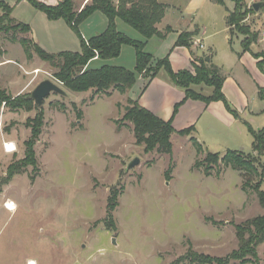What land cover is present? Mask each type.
Wrapping results in <instances>:
<instances>
[{
    "label": "rangeland",
    "instance_id": "rangeland-1",
    "mask_svg": "<svg viewBox=\"0 0 264 264\" xmlns=\"http://www.w3.org/2000/svg\"><path fill=\"white\" fill-rule=\"evenodd\" d=\"M168 1L174 7L166 15L168 23L175 25L171 15L181 10L201 31L198 37L204 49L192 44L187 49L197 56L216 55L214 60L227 72L226 81H231L235 88L237 81L246 82L245 86L250 88L245 92L252 103L249 106L264 109V102L251 85L264 78V71L258 68L253 56L260 53L264 57V7L244 20L251 32L257 33V41L249 46L250 51L243 52L240 36L233 37L229 44L222 33L226 11L234 7L231 0H221L222 5L211 0H194L188 8V0ZM243 1L247 6L250 2H261ZM74 2L78 6L84 0ZM25 4L26 10H21L35 12ZM3 14L0 9V16ZM44 20L48 27L39 20L33 22V27L47 43L48 53L80 51L77 35L63 20L59 23ZM93 22L98 26L99 18ZM84 24L79 30L81 36L96 33ZM123 25L141 37L136 30ZM170 32L165 36L172 40ZM20 34L15 37L18 39ZM11 37L12 32L0 33V92L12 98L17 97L13 96L16 93L25 96L40 82L50 80L66 96L53 93L43 101L42 126L33 147L36 168H23L21 174L3 185L1 180L8 165L24 158V142L30 137L26 121L35 117L36 110L10 111L4 103L0 105V154L1 136L12 139L16 148L14 153H8L7 159L0 160V264H174L189 250L225 257L237 248L233 225L264 214L256 195L242 191L240 174L221 167L218 176L215 171L210 177L204 176L194 168L203 154L196 156L191 140L183 137L170 136L171 155L145 153L142 146L135 144L132 124L123 115L127 100L137 102L151 80L134 84L128 99L115 90L109 96L95 95L92 91L71 92L53 77L56 70L47 63L38 59L34 65L25 55V59L19 57L23 50L17 42L10 41ZM163 53L157 55L156 62L165 58L169 61V53ZM5 58L10 63L4 67L1 65L5 64ZM98 65L99 62L93 63L91 68ZM191 66L194 70L193 62ZM156 75L168 80L163 69ZM23 80L31 82V90L20 94L16 89ZM261 85L264 88V81ZM174 109L175 106L169 120L175 115ZM79 112L81 118L77 116ZM260 117L264 120V113ZM257 123L263 126L262 119ZM243 132L250 141L247 129ZM229 139L227 144L205 146L211 147L209 153L251 151L249 144L241 148ZM134 158L139 159L138 165L125 172ZM110 198L116 205L109 212ZM7 202L15 205L13 212L4 209ZM257 253L260 264H264V244L257 248Z\"/></svg>",
    "mask_w": 264,
    "mask_h": 264
},
{
    "label": "trees",
    "instance_id": "trees-1",
    "mask_svg": "<svg viewBox=\"0 0 264 264\" xmlns=\"http://www.w3.org/2000/svg\"><path fill=\"white\" fill-rule=\"evenodd\" d=\"M22 0H17V2ZM32 8L43 13L50 21L63 20L65 24L77 35L80 51H62L58 53H47L37 46L31 39L16 38V33L27 34L30 32L28 25L14 21L11 18L12 7L0 0V9L4 14L0 16V33L12 32L10 41L17 42L26 58L31 59L35 54L42 62L47 63L56 71L53 77L59 81L66 90L83 93L92 91L95 95L104 94L109 96L111 90L125 94L135 84L137 77L150 81L160 69L167 75L168 81L175 87L184 91V100H199L206 104L210 102H221L224 108L235 118L240 120L238 112L227 101L222 93L224 77L219 69L204 60L199 65L194 64V73L186 70L173 72L168 58L154 62L150 54L144 51V42L132 40L116 31L115 19L118 18L126 25L136 30L144 40L154 36L164 38L170 31L166 27L163 32L158 31V25L163 19L167 6L160 4L158 0H89V3L79 11H74L72 0H60L57 5L49 6L38 0H24ZM222 5L221 0H211ZM233 10L229 11L225 23L230 33H236L243 37L241 47L243 52L250 51L249 46L257 41V33H253L248 25L244 24L247 15L254 13L252 2L248 6L243 0H231ZM264 3V0H261ZM256 3V2H254ZM100 12L107 18V27L101 34L95 35L87 40L80 35L81 24L93 13ZM4 24V26H1ZM197 31L192 33H181L175 43L177 47H191V39ZM122 46H130L135 52V66L133 71L123 67L103 65L99 68H89L88 63L97 57L102 61L117 58ZM257 66L263 70L264 57L260 53L253 54ZM205 85L212 88L210 95L205 96L194 91L191 86ZM259 98L264 102V88L259 90ZM128 106L123 119L132 124L133 137L137 146H142L145 153L155 151L158 154L171 155L172 144L170 136L174 133L171 119L163 121L148 110L142 108L137 102L127 100ZM4 103L10 111L36 110L33 119H27L26 126L30 129V137L24 142V158L18 162L8 165L5 178L1 184H7L13 176L21 174L23 168L32 166L36 168L37 162L33 150L34 144L40 135L43 111L37 109L29 95H18L12 98L0 92V105ZM179 105V104H178ZM178 105L175 106L176 112ZM60 109L64 107L60 106ZM82 113H78L81 118ZM252 139L251 151L227 150L222 156L218 153H209L193 138L191 143L195 149L196 156L202 155L201 160H196L194 168L201 170L206 177L218 176L223 169H231L240 174L241 189L245 193H254L258 204L264 208V190L261 185L264 181V124L260 129H253L248 123H243ZM194 131L193 127L177 132L179 136H189ZM206 152V153H205ZM258 168L260 171L258 172ZM116 203L114 199L108 200V211H112ZM109 217V214H108ZM237 248L225 257H212L202 253L189 250L185 256L176 260L174 264H260L257 248L264 244V214L247 219L239 224L233 225ZM172 264V263H171Z\"/></svg>",
    "mask_w": 264,
    "mask_h": 264
},
{
    "label": "crops",
    "instance_id": "crops-1",
    "mask_svg": "<svg viewBox=\"0 0 264 264\" xmlns=\"http://www.w3.org/2000/svg\"><path fill=\"white\" fill-rule=\"evenodd\" d=\"M3 1V0H2ZM46 5L49 6H55L58 4L60 0H38ZM73 1L74 4V11H80L85 4L89 3V0H84L83 3H80V5H76L77 3ZM194 0H188L187 2V8L189 6H192ZM5 2V1H4ZM160 4L166 5L168 8L166 10V13L161 20V22L156 25L158 31L163 32L166 27H169L171 30L172 40H169L168 36H165L164 38H159V37H152L148 40H144V38L141 37H136L135 34H132V32L129 31L126 26L123 25L124 22H122L120 19L116 18L114 23H115V28L116 31L125 35L126 37L135 40V41H140L144 42V51L148 54H150L153 58V61H156V58L158 57L157 55L161 53H169V62H170V67L173 70V72H179L186 70L190 73H194L193 67L191 66V63L193 62L196 65H199L200 60H204L206 64H211L214 65L219 69L220 74L224 77V82L222 85V93L228 100V102L231 104V106L238 112L240 116L239 119H235L223 106L221 102H210L208 104L199 101V100H192V99H187L184 100V91L182 89H179L175 86H173L168 80L165 78H159L157 75L151 79V81L148 83L146 88L144 89L143 93L140 95V97L137 100V103L144 109L148 110L152 114H154L156 117L163 121H168L169 118L172 115L173 107L178 105V108L175 112V115L171 119V126L174 130V133L172 136H177V137H183L186 140H190L193 138L196 140L203 149L209 152V148L211 147H206L205 144L208 146V143L214 144V146H218L219 144H227V142L231 138L234 143L238 144L239 147L245 148V144H249L251 148V142L252 139L249 135V139L244 136V130L246 128L244 127L245 125L243 124L244 122L248 123L251 125L253 129H260L262 124H258L257 120L262 119V122L264 124L263 118L260 116H263L264 109L261 108H253L252 106H249L250 100L246 95V92H249V85L245 86L246 82H239L237 81V88L233 87L231 81H226L227 79V72L223 68L224 66L221 65L220 63L216 62L214 60V57L216 55L209 53L207 54H201L200 56L194 55V53H191L186 47H176L175 43L181 33L184 32H190L191 31H197L196 35L192 38V47L199 48L203 50V46L201 45V39L198 37L201 35V31L198 28L197 25L191 24L190 18L189 21L188 19L185 18L181 10H175L173 11V14L171 15L172 18L175 19V25H171L166 21V15L168 11L171 9L174 10V7H172V3L168 0H158ZM6 3V2H5ZM26 1L22 0L17 2V0L12 1L11 3H6L10 7H12V12H11V18L19 23L28 25L30 27V32L25 34L28 35V39H31L37 46H39L41 49L44 51H48L47 49V43L45 40L42 39L40 34L35 33L34 27H33V22L34 21H41V23L45 26L48 27V22H45L47 19L46 16L32 8L35 12H28L24 11L26 10L25 7ZM76 3V4H75ZM23 7V8H22ZM31 7V6H30ZM24 9V10H21ZM188 10V9H187ZM229 11H226V14L224 16V28L222 29V33L224 34L225 40L231 43L233 37L237 38L240 36L235 33H230V29L227 27L225 23V18L227 16ZM40 13V14H37ZM99 18V24L98 26L96 25L95 22L92 23L93 19ZM47 21H49L47 19ZM88 21V22H87ZM87 22V23H86ZM53 23H59V20H56V22ZM83 23L84 25L88 26L90 25L91 30H95V34L92 35L91 37L101 34L105 31L107 27V18L101 14H98V12L93 13L88 19H86ZM83 23L81 25H83ZM93 24L94 26H92ZM81 26L79 30L82 28ZM42 31V29L40 30ZM84 32V28L82 29ZM42 32H45L43 30ZM46 33V32H45ZM175 33V34H173ZM170 34V35H171ZM235 34V35H234ZM23 34H20L19 38H24ZM83 36V35H82ZM48 37V36H47ZM83 36L85 40L91 38ZM241 40L243 39L242 36L239 37ZM50 39V38H49ZM128 46H122L120 50V54L117 58L108 60V61H102L97 58L92 59L88 63V67L91 68L93 67L92 64L99 62L100 65L94 68H99L103 65H108V66H114V67H123L129 71H133L134 66H135V54L133 50H124ZM22 50V49H21ZM49 52V51H48ZM47 52V53H48ZM62 52V51H61ZM73 52V51H71ZM79 52V51H78ZM163 53V54H164ZM19 57H24V54L19 53ZM17 56V57H18ZM206 58H209L208 61H206ZM8 58H5V64H2L1 66H7L8 63ZM32 62H34V65H36V61H38V57L33 56L31 58ZM34 65L30 66V69H33ZM36 70V69H35ZM32 72V71H31ZM144 79L139 76L136 79V83H139L140 81H143ZM146 81V80H145ZM261 81H264V78H260L258 83L252 85V89L255 88L254 93L258 95L259 98V90L263 89V86L261 85ZM31 82H26V80L20 82L18 84L17 89L20 94L28 93L31 90ZM194 91L200 93V94H211L212 88L207 87L205 85H196V86H191ZM132 90L129 89L125 95L126 97L128 96L129 91ZM19 94H13V96H18ZM231 98L229 99V96ZM208 96V95H206ZM129 97H127L128 99ZM260 100V98H259ZM262 101V100H260ZM252 104V103H250ZM254 125L255 127H253ZM193 127L194 131L189 135V136H179L177 132ZM8 141L11 145L15 147V143L12 141V139H6L4 136H1V154H0V160H5L8 158L9 154L6 153L3 149V143H7ZM214 150V149H210ZM216 150V149H215ZM238 150V149H237ZM224 152H216L222 156ZM263 163H264V158H263ZM6 210V209H5Z\"/></svg>",
    "mask_w": 264,
    "mask_h": 264
},
{
    "label": "water",
    "instance_id": "water-1",
    "mask_svg": "<svg viewBox=\"0 0 264 264\" xmlns=\"http://www.w3.org/2000/svg\"><path fill=\"white\" fill-rule=\"evenodd\" d=\"M252 9L254 12H258L261 8L264 7L263 2H256L252 4ZM209 58H206V61H208ZM58 94L60 96H66V93L56 84L51 82L50 80H44L40 82L30 93V97L33 100V103L37 109L41 108L43 105V101L46 97H48L50 94ZM139 159L134 158L132 161H130L125 169V172H128L131 168L138 165Z\"/></svg>",
    "mask_w": 264,
    "mask_h": 264
},
{
    "label": "bare ground",
    "instance_id": "bare-ground-1",
    "mask_svg": "<svg viewBox=\"0 0 264 264\" xmlns=\"http://www.w3.org/2000/svg\"><path fill=\"white\" fill-rule=\"evenodd\" d=\"M9 146V144H7V147ZM11 147H13V145H10ZM4 209H6V211L8 212H13L15 210V205L11 202H7L6 205H4ZM29 264H35L34 262H29Z\"/></svg>",
    "mask_w": 264,
    "mask_h": 264
},
{
    "label": "built area",
    "instance_id": "built-area-1",
    "mask_svg": "<svg viewBox=\"0 0 264 264\" xmlns=\"http://www.w3.org/2000/svg\"><path fill=\"white\" fill-rule=\"evenodd\" d=\"M263 39H264V33H263ZM94 58H97V57H94ZM35 74L38 73V71H35L34 72ZM11 144H9V146L7 147V143H3V149L6 153H14L16 148L13 146L11 147L10 146Z\"/></svg>",
    "mask_w": 264,
    "mask_h": 264
}]
</instances>
